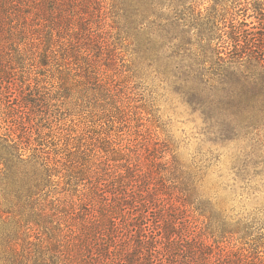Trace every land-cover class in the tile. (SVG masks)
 <instances>
[{
	"label": "trees",
	"instance_id": "trees-1",
	"mask_svg": "<svg viewBox=\"0 0 264 264\" xmlns=\"http://www.w3.org/2000/svg\"><path fill=\"white\" fill-rule=\"evenodd\" d=\"M212 1L205 15L196 11L199 0H112L110 10L146 30L144 51L152 67L161 69L224 137L259 132L264 129V27L248 28L234 11L225 17L217 9L220 1ZM103 3L0 0V40L4 35L10 40L17 25L30 24L45 50L57 46L90 58L91 47L101 43L91 15L106 12ZM233 4L236 8L240 0ZM252 5L263 17L264 0ZM6 101L5 109H13ZM8 117L1 112L7 124L0 126V194L17 220L5 239L13 242L11 253L1 264H264V233L251 238L249 225L230 224L219 202L199 194L203 176L182 169L175 158L162 162L161 154L150 159L154 170L126 159L114 169H89L79 179L82 187L74 189L77 201L59 206L47 199V191L40 202L50 170L24 153L22 131L16 133ZM260 147L252 152L259 155L236 167L245 183L264 174ZM158 169L169 175L156 183L151 173ZM188 218L197 228L191 229ZM30 231L35 241L28 240ZM236 234L241 246L227 250L222 243ZM19 235L24 238L17 251Z\"/></svg>",
	"mask_w": 264,
	"mask_h": 264
},
{
	"label": "rangeland",
	"instance_id": "rangeland-1",
	"mask_svg": "<svg viewBox=\"0 0 264 264\" xmlns=\"http://www.w3.org/2000/svg\"><path fill=\"white\" fill-rule=\"evenodd\" d=\"M218 1L217 9L225 17L234 11L237 21L244 20L248 28L264 27V16H258L252 5L258 7L262 0H240L236 8L233 0ZM104 2L107 11L91 15L101 43L90 46V58L64 53L57 46L45 50L30 24L24 29L17 25L10 40L5 35L0 40V97L6 96L13 107L5 109L8 103L1 100L0 115L9 116L6 121L17 127L16 133L22 131L24 153L50 170V184L39 201H45L47 191V199L59 206L77 201L74 189L82 187L79 179L89 169L103 165L114 169L126 159L154 170L150 159L161 154L162 162L175 158L182 169L203 176L199 194L219 202L230 224L249 225L251 238L263 234L264 174L245 183L236 167L259 155L252 153L255 145L264 150V129L224 137L218 125L208 123L186 102L161 69L152 67L144 51L146 30L110 10L112 0ZM212 4L199 0L196 11L205 15ZM5 124L0 120V126ZM158 170L151 173L156 183L159 176L169 175ZM16 220L0 194V259L11 253L13 242L5 239L12 235ZM188 220L194 230L195 221ZM28 235L35 241L33 231ZM238 237L225 238L222 245L238 250ZM23 238L19 235L15 241L17 251Z\"/></svg>",
	"mask_w": 264,
	"mask_h": 264
}]
</instances>
